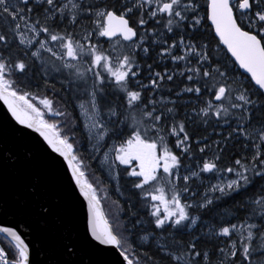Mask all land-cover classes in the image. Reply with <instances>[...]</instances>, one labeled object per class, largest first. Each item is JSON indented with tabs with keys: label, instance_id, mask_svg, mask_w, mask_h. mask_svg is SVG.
<instances>
[{
	"label": "snow or ice",
	"instance_id": "1",
	"mask_svg": "<svg viewBox=\"0 0 264 264\" xmlns=\"http://www.w3.org/2000/svg\"><path fill=\"white\" fill-rule=\"evenodd\" d=\"M0 106L83 226L34 259L63 205L33 176L34 207L0 205V264H264V0H0Z\"/></svg>",
	"mask_w": 264,
	"mask_h": 264
},
{
	"label": "water",
	"instance_id": "2",
	"mask_svg": "<svg viewBox=\"0 0 264 264\" xmlns=\"http://www.w3.org/2000/svg\"><path fill=\"white\" fill-rule=\"evenodd\" d=\"M8 120L10 116H6V109L0 106V157L5 151L16 156L15 160L7 164L0 158V203L6 205L10 212L18 210L20 201H26L29 208L34 207L37 201L27 193L25 186L31 182L33 176H39L41 199H47L49 203L59 199L63 207L56 209L47 218L46 228H40L39 220L33 218V231L28 235L27 241L34 242L33 247L36 248V252L33 253L34 259H62L57 247L60 233L65 229H72L82 234L83 230L78 193L76 196L72 194L63 173L40 156L35 142L30 137L22 138L16 135L7 124ZM29 151L33 152L31 160L25 159ZM84 216L86 218V209ZM35 242H39L43 252L39 251ZM81 255L87 264H107L110 259L103 253L88 249Z\"/></svg>",
	"mask_w": 264,
	"mask_h": 264
},
{
	"label": "trees",
	"instance_id": "3",
	"mask_svg": "<svg viewBox=\"0 0 264 264\" xmlns=\"http://www.w3.org/2000/svg\"><path fill=\"white\" fill-rule=\"evenodd\" d=\"M85 163H89L87 160L85 161ZM92 166L91 167H88L87 170H86V175H87V178L89 180H93L95 176H100L102 180H105L106 182V177L102 174V171L99 167V164L97 162H91ZM122 185H123V181H122ZM105 185H101V187H104ZM109 192L111 194V198L112 199H115L116 196H115V193L114 191H112L111 188H109ZM101 195V199H102V206L105 210V212H110L111 211V201L110 200H105L104 199V194L101 192L100 193Z\"/></svg>",
	"mask_w": 264,
	"mask_h": 264
},
{
	"label": "bare ground",
	"instance_id": "4",
	"mask_svg": "<svg viewBox=\"0 0 264 264\" xmlns=\"http://www.w3.org/2000/svg\"><path fill=\"white\" fill-rule=\"evenodd\" d=\"M0 205H3L2 203H0ZM11 218L9 217V220H10Z\"/></svg>",
	"mask_w": 264,
	"mask_h": 264
}]
</instances>
